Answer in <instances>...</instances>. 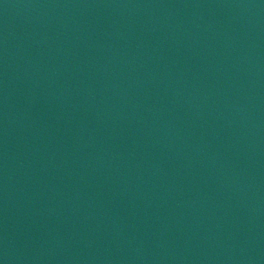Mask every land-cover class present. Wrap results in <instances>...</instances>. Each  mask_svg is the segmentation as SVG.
Here are the masks:
<instances>
[{
    "label": "water",
    "instance_id": "water-1",
    "mask_svg": "<svg viewBox=\"0 0 264 264\" xmlns=\"http://www.w3.org/2000/svg\"><path fill=\"white\" fill-rule=\"evenodd\" d=\"M0 264H250L197 0H0Z\"/></svg>",
    "mask_w": 264,
    "mask_h": 264
}]
</instances>
